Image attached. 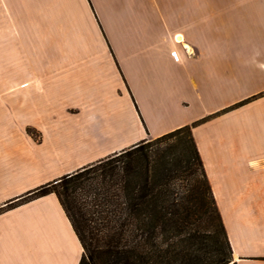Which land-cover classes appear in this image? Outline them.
Here are the masks:
<instances>
[{"label": "rangeland", "instance_id": "rangeland-1", "mask_svg": "<svg viewBox=\"0 0 264 264\" xmlns=\"http://www.w3.org/2000/svg\"><path fill=\"white\" fill-rule=\"evenodd\" d=\"M156 2L160 4L159 0ZM238 2L245 5L252 18L264 21V0H203L201 3L204 7L212 3L216 6L211 7L223 8L227 7L224 4ZM204 7L201 17L191 15L185 18V24H163L159 9L141 5L92 9L84 6L82 0H0V165L13 160L10 151L18 140H25L27 145L41 144L45 130L72 132L90 124V139L108 147L113 144L111 138H122L126 148L144 139H154L150 135L126 140L139 129L148 132L152 123L143 116L136 97L133 96V102L132 96L127 97L132 92L127 71L135 66L130 79L140 94V86L146 84L149 75H167L171 71L166 57L154 62L147 56L154 50L174 47L194 50L197 45L202 50H215L214 55L220 60L229 56L235 70L241 69L244 61L249 66L263 67L264 24L241 23L245 20L243 8L233 7L237 14L213 19ZM198 20L204 23H194ZM178 34L184 35L188 47L177 40ZM260 53L263 56H258ZM87 63L96 66V74L83 72ZM172 82L167 78L159 88L150 90L160 93L161 89H167L173 93L172 99H177L180 90ZM261 97L264 89L195 122L212 120ZM73 123L78 127L74 128ZM49 140L45 149L54 146L48 145ZM57 140L55 146L64 145ZM37 147L30 146L25 154H17L26 166L28 182L32 172L55 162L53 153L47 163L44 158L42 161L41 157L47 153ZM112 154L90 163L95 166L89 175L102 173L104 166L100 160H107ZM63 156L65 152L60 150L56 159ZM90 164L85 166L91 167Z\"/></svg>", "mask_w": 264, "mask_h": 264}, {"label": "crops", "instance_id": "crops-1", "mask_svg": "<svg viewBox=\"0 0 264 264\" xmlns=\"http://www.w3.org/2000/svg\"><path fill=\"white\" fill-rule=\"evenodd\" d=\"M202 1L159 0L158 4L156 0H82L84 6L92 9L153 7L159 9L161 18H158L163 24H185V18L191 15L201 17ZM241 4L228 3L222 5L227 7L217 8L210 3L204 8L213 19L237 14L232 11L233 7L243 8L245 20L241 23L264 24L248 15L250 12ZM181 42L188 47L184 39ZM195 46L194 50L174 47L148 54L154 62L166 57L171 71L167 75H149L146 84L140 86L141 94L130 79L135 66L127 71L126 78L132 87L127 97L132 96V102L136 97L143 116L152 121L150 133L139 129L131 134L132 138L126 139L128 142L150 135L157 137L192 124L264 89V66H249L244 61L241 69L235 70L229 56L220 60L214 55L215 50ZM88 63L82 68L83 72L96 74V66ZM167 78L180 90L177 99H172L173 93L167 89H161L160 93L150 90L155 86L159 88L161 81ZM133 105L136 106L135 102ZM135 110L139 115L137 107ZM89 125L72 132L63 130V134L59 129L45 130L41 144L27 145L25 140H18L9 152L13 160L0 165V205L127 147L122 138H111L113 144L109 147L99 145L97 139H90L92 129ZM73 126L78 127L75 123ZM194 136L234 250L235 259L228 264H264V97L197 124ZM47 138H50L48 145H54L53 148H44ZM62 138L66 139L61 141ZM57 139L64 145L55 146ZM30 146H38L47 153L45 156L41 152L44 155L41 159L46 163L53 153L55 162L32 172L28 182L26 166L18 155L25 154ZM60 150L65 152L63 160L56 159ZM83 253V244L56 193L0 213V264H80Z\"/></svg>", "mask_w": 264, "mask_h": 264}, {"label": "trees", "instance_id": "trees-1", "mask_svg": "<svg viewBox=\"0 0 264 264\" xmlns=\"http://www.w3.org/2000/svg\"><path fill=\"white\" fill-rule=\"evenodd\" d=\"M197 123L115 152L99 175L90 164L31 189L0 213L56 193L83 244L80 264H228L235 254Z\"/></svg>", "mask_w": 264, "mask_h": 264}, {"label": "bare ground", "instance_id": "bare-ground-1", "mask_svg": "<svg viewBox=\"0 0 264 264\" xmlns=\"http://www.w3.org/2000/svg\"><path fill=\"white\" fill-rule=\"evenodd\" d=\"M176 37H177L178 41H183V39H184V35L183 34H178Z\"/></svg>", "mask_w": 264, "mask_h": 264}]
</instances>
